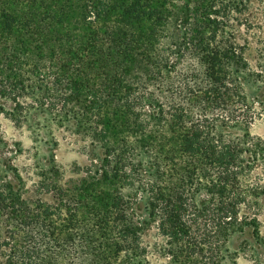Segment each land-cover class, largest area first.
Masks as SVG:
<instances>
[{"label":"trees","instance_id":"trees-1","mask_svg":"<svg viewBox=\"0 0 264 264\" xmlns=\"http://www.w3.org/2000/svg\"><path fill=\"white\" fill-rule=\"evenodd\" d=\"M236 6L0 0V112L96 147L76 185L28 201L0 133V264H221L232 235L259 238L249 177L264 140L249 132Z\"/></svg>","mask_w":264,"mask_h":264},{"label":"rangeland","instance_id":"rangeland-1","mask_svg":"<svg viewBox=\"0 0 264 264\" xmlns=\"http://www.w3.org/2000/svg\"><path fill=\"white\" fill-rule=\"evenodd\" d=\"M229 1L232 7L237 5L230 22L238 41L245 45L249 69L255 73L246 75L243 80L244 91L254 112L249 132L252 137L264 140V0H247L244 6L238 5L241 0ZM74 131L65 124L48 123L46 119L39 122L28 119L16 125L0 112L1 136L10 147L19 149L13 152V163L18 169L26 200L52 202L51 194L44 192L45 188L58 181L62 185H76L84 177V170L91 159L96 158V147L91 150L89 139ZM51 154L59 169L56 177L48 172ZM249 179L264 191V167L261 164L256 165ZM255 211L259 238L250 228L232 235L227 243L232 258L221 264L264 262V193L260 194Z\"/></svg>","mask_w":264,"mask_h":264}]
</instances>
